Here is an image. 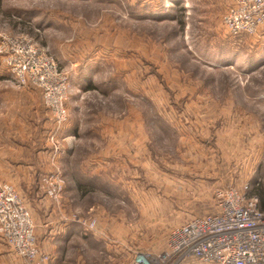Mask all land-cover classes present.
I'll return each mask as SVG.
<instances>
[{"label": "rangeland", "instance_id": "obj_1", "mask_svg": "<svg viewBox=\"0 0 264 264\" xmlns=\"http://www.w3.org/2000/svg\"><path fill=\"white\" fill-rule=\"evenodd\" d=\"M230 4L0 0V41L32 39L69 80L59 127L40 88L20 85L0 54V126L4 114L21 115L29 145L50 149L24 159L38 167L35 183L0 175L26 200L39 249L52 245L44 264H133L140 252L170 251L174 227L217 211L218 188L257 195L261 205L264 26L231 35L222 21ZM54 175L58 198L45 181ZM3 253L17 264L0 237Z\"/></svg>", "mask_w": 264, "mask_h": 264}, {"label": "built area", "instance_id": "obj_2", "mask_svg": "<svg viewBox=\"0 0 264 264\" xmlns=\"http://www.w3.org/2000/svg\"><path fill=\"white\" fill-rule=\"evenodd\" d=\"M230 1L222 21L231 35L255 34L264 26V0ZM0 54L20 85L40 88L55 124H64L69 116V80L48 50L26 36L3 37ZM53 177H57L55 182L45 181L51 187L50 194L58 198L61 180L59 175ZM215 199V213L192 217L172 229L170 251L160 255L140 252L133 264H264V210L259 197L228 187L218 188ZM0 237L21 264L49 260V255L39 249L35 219L26 200L5 181H0Z\"/></svg>", "mask_w": 264, "mask_h": 264}, {"label": "crops", "instance_id": "obj_3", "mask_svg": "<svg viewBox=\"0 0 264 264\" xmlns=\"http://www.w3.org/2000/svg\"><path fill=\"white\" fill-rule=\"evenodd\" d=\"M259 33L260 34H258V38H260L261 43L264 44V28ZM260 58H262L261 60H263L260 64L261 68H264V55H260ZM4 115V123L2 126H0V132L2 133V136H0V170L3 169V174L0 175L2 178H4V180H10L14 182V184H16V186L18 187L23 186L21 185V179H24L25 182L27 181L29 185L35 183L34 181L36 180V178L35 176L32 177L31 174L33 173L32 170L37 172L38 167L35 166L36 164L34 162L26 161L24 159L29 153L42 159L45 154H49L50 149L36 147L35 144L29 145L28 142H33L31 139L32 134H27L26 130L23 129L22 123H24L25 121L23 120V117L21 115H19V117H16L15 115L13 116L11 113H6ZM43 150H45L46 152H43ZM75 150L77 149L75 148ZM108 154H105L104 156L107 158L113 155L116 156L118 154V150L115 149V154L110 150ZM90 157L91 156L88 157V160L91 161L92 158ZM89 171L95 172V175H97L98 172L94 166L92 168H89ZM22 173H25V175L21 176ZM115 173L117 174V171ZM71 182L78 184L80 181L79 179H74ZM51 246L50 244L46 246L44 245L43 247H40V249L43 253H46L48 251L47 248H52ZM10 256L11 255L7 253L1 254L0 262L2 264H15L13 263ZM15 261H17V264H21L20 259L16 257Z\"/></svg>", "mask_w": 264, "mask_h": 264}, {"label": "trees", "instance_id": "obj_4", "mask_svg": "<svg viewBox=\"0 0 264 264\" xmlns=\"http://www.w3.org/2000/svg\"><path fill=\"white\" fill-rule=\"evenodd\" d=\"M261 196V205H260V207H261V209H264V193H262V195H260Z\"/></svg>", "mask_w": 264, "mask_h": 264}]
</instances>
